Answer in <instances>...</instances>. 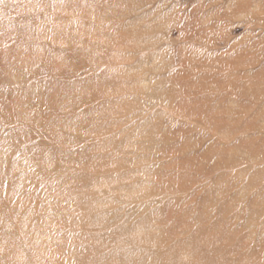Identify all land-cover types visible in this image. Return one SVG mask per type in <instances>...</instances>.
I'll return each mask as SVG.
<instances>
[{"label": "rangeland", "instance_id": "rangeland-1", "mask_svg": "<svg viewBox=\"0 0 264 264\" xmlns=\"http://www.w3.org/2000/svg\"><path fill=\"white\" fill-rule=\"evenodd\" d=\"M0 264H264V0H0Z\"/></svg>", "mask_w": 264, "mask_h": 264}, {"label": "bare ground", "instance_id": "bare-ground-1", "mask_svg": "<svg viewBox=\"0 0 264 264\" xmlns=\"http://www.w3.org/2000/svg\"><path fill=\"white\" fill-rule=\"evenodd\" d=\"M253 118L259 119L260 118V114L256 113L255 116ZM4 173V172H3ZM5 182V181H4Z\"/></svg>", "mask_w": 264, "mask_h": 264}]
</instances>
